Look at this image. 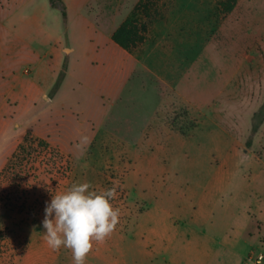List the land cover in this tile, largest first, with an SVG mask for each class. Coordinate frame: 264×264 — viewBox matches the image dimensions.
Segmentation results:
<instances>
[{
    "label": "crops",
    "instance_id": "0c3cea01",
    "mask_svg": "<svg viewBox=\"0 0 264 264\" xmlns=\"http://www.w3.org/2000/svg\"><path fill=\"white\" fill-rule=\"evenodd\" d=\"M62 1L68 20L65 29H61L53 16L50 24L39 15L26 13L24 10L29 9L26 0H12V6L10 0H0V169L27 134L47 141L63 155H69L75 147L86 153L94 147L96 140L114 135L110 124L116 116L113 117L112 112L126 98L138 69L136 57L113 39L130 12L120 19L121 0H113V4L117 1L118 4L106 14L102 13L101 7L105 1L111 0ZM18 4L22 5L24 12L16 24L13 11L16 12ZM93 6L99 14L91 19L85 8ZM242 10L241 0H238L215 35L178 80V97L203 114L205 121L202 125L207 129L201 130L200 125L191 136L164 132L159 128L150 130L149 118L144 120L139 141H134L133 150L140 159L131 171L132 177L138 187L145 184L150 187L149 208L134 228L135 235L141 236L134 238L141 247L139 253L146 256L149 264H211L214 257L219 264H229V255L238 264H245L246 257L252 252L264 255V206L256 205L264 195V162L228 161V157L239 158L237 140L255 138L264 125L254 132L253 119L258 110L248 116L227 115L228 122L234 125L229 130L228 122L225 121L226 126L210 120L209 111L189 99L184 89L189 77L196 72L202 77L206 72L211 77L219 74L221 66L212 59L219 54L215 42L221 40L230 19ZM240 54L235 56L233 67L234 58L225 57L228 58L225 65L229 77L219 89L223 95L233 85L236 89L234 78L245 72L248 64L258 61L256 56ZM209 80L206 86L211 87L212 80ZM230 107L228 104L227 110ZM124 121L125 125L120 120L119 133L129 143L127 140L131 134L126 133H132L133 127L130 121ZM144 136L148 141L143 140ZM162 141L165 142L161 144ZM192 151L213 153L220 162L215 165L199 163L197 166L186 162L180 167L164 163L160 158L155 162L156 158H151L152 163L144 162L148 154L159 157ZM211 169L225 172L226 178L214 180L212 210L196 211V203L208 200L206 171ZM175 170L204 172L201 175L202 182L205 181L200 185L202 192L192 195L186 172L177 175L173 172ZM239 170L246 172V180H240ZM192 217L203 221L192 223ZM143 219H150L147 226H141ZM178 219L184 220L181 225H176ZM39 241L41 245L42 240ZM111 241L109 236L103 243H94L86 264H111L112 246L121 245L114 246ZM37 252L38 249L34 251L30 246L22 264H73L71 251L67 252L66 260L61 256L54 257L47 250Z\"/></svg>",
    "mask_w": 264,
    "mask_h": 264
},
{
    "label": "rangeland",
    "instance_id": "374dc122",
    "mask_svg": "<svg viewBox=\"0 0 264 264\" xmlns=\"http://www.w3.org/2000/svg\"><path fill=\"white\" fill-rule=\"evenodd\" d=\"M26 1L29 6V9L24 10L26 13L39 15L50 24L53 16L61 29H65L67 18H63L59 9L52 8L50 0ZM228 3L230 0H121L120 19L130 12L128 18H133L137 30L138 40L131 47L130 53L136 57L138 69L126 92V98L112 112L113 117L116 116L110 124V130L114 135L104 140H96L94 147L86 153L82 148L75 147L69 155L61 154L63 161L59 160L55 153L53 157L45 154L37 156L33 167L35 169H31L32 177L26 185L29 194L27 213L12 217L0 213V264H22V259L30 246L34 251L38 249L37 254L47 250L52 252L54 257L61 256L66 260L69 249L61 248L54 251L43 238L44 209L52 195L65 192L74 183L84 182L90 183L92 186L90 190L97 192L116 187L117 195L111 203L114 208L120 210V217L116 229L110 236L112 245H121L115 248L112 246L111 264H149L146 256L139 253L141 247L134 238L141 236L135 235L134 228L139 224L140 216L149 208L150 187L146 184L138 187V183L136 184L132 177L131 171L140 159L134 153L133 145L141 135L144 120L149 118L150 130L159 128L164 132L174 131L185 136L193 135L203 124L205 121L203 114L184 104L178 97V80L187 72L190 63L215 35L221 22L229 14L225 11ZM9 4L13 5L12 0ZM117 4L118 1L114 4L113 0L105 1L101 7L102 13H109ZM241 6L243 7L241 13L230 19L221 40L214 45L218 48L219 54L212 59L221 66L219 69L221 75L211 77L210 73L206 72L202 77L196 72L189 77L184 87L188 98L202 107L201 109L209 111L207 116L211 118L210 120L220 125H226L227 115L239 113L248 116L252 111L259 110L264 102V0H241ZM21 7L22 5L18 4L16 12L13 11L16 13V24L21 21L24 12ZM85 11L91 19L99 14L95 6L87 7ZM240 53L256 56L258 61L248 64L246 71L234 78L236 89L233 85L223 95L219 89L229 77L227 73L229 69L225 65L228 58L225 57L234 58L232 66L236 61L235 56L238 54L240 56ZM209 79L212 80L211 87L206 86ZM228 104L232 106L231 110H227ZM119 119L124 125V120L130 121V126L132 124V133L130 131L126 133L131 134V140L127 138L129 143L120 137L122 123ZM232 124L228 122L229 126L226 125L229 130L231 127L234 128ZM205 129L207 128L202 125L201 130ZM143 140L146 142L148 138L144 136ZM237 141L240 146L239 158L228 157V161L246 164L264 162V125L255 138L250 136ZM170 143L172 144V140ZM175 143L178 144L177 141ZM151 156L149 154L145 156L146 164L152 163L151 158H156L154 162L160 158L164 163H174L179 167L186 162L196 166L199 163L215 165L220 162L209 152L204 154L192 151L189 154L179 152L159 157ZM245 168L243 165L242 169ZM244 170L237 172L240 180L247 179ZM173 172L177 175L186 172L187 185H190L192 195L202 192L200 185L205 184L201 176L204 172L195 170ZM224 175L225 172L215 169L206 171L208 200L196 203V211L212 210L215 196L214 180L226 178ZM3 184H6L4 180L0 182V197L4 191ZM176 188L175 192L178 190ZM8 190H11V187ZM258 202L256 205L264 206V195ZM192 218L195 219L190 220L192 223L203 221L200 218ZM149 221L150 219H143L141 226H147ZM183 221L176 220V225H181ZM39 239L42 240L41 245ZM227 258L229 264H238L233 256L229 255ZM219 259L221 261V258ZM211 264H219L218 259L214 257Z\"/></svg>",
    "mask_w": 264,
    "mask_h": 264
},
{
    "label": "clouds",
    "instance_id": "9594fccd",
    "mask_svg": "<svg viewBox=\"0 0 264 264\" xmlns=\"http://www.w3.org/2000/svg\"><path fill=\"white\" fill-rule=\"evenodd\" d=\"M91 188L88 182L74 183L65 192L52 195L44 209L46 244L54 251L69 249L73 264H86L94 243H103L119 223L120 210L111 203L116 187L99 192Z\"/></svg>",
    "mask_w": 264,
    "mask_h": 264
},
{
    "label": "trees",
    "instance_id": "16d2710c",
    "mask_svg": "<svg viewBox=\"0 0 264 264\" xmlns=\"http://www.w3.org/2000/svg\"><path fill=\"white\" fill-rule=\"evenodd\" d=\"M236 0H230L225 7L226 12H231ZM53 8L59 9L63 18H66V7L62 0H50ZM114 41L126 50H130L138 40L137 30L133 24V18H128L113 35ZM264 123V102L261 108L254 114V132L258 131ZM63 161L57 149L53 148L47 141L37 138L32 134H27L17 149L7 159L4 167L0 171V182L4 180V191L0 197V213L4 216H20L27 213L28 190L26 185L32 177V170L35 167L37 156L45 154L54 156ZM56 157V158H57ZM55 158V157H54ZM32 169V170H31ZM10 183V185H9ZM11 187V190H8ZM24 220L22 219L21 222Z\"/></svg>",
    "mask_w": 264,
    "mask_h": 264
},
{
    "label": "built area",
    "instance_id": "2783aa9c",
    "mask_svg": "<svg viewBox=\"0 0 264 264\" xmlns=\"http://www.w3.org/2000/svg\"><path fill=\"white\" fill-rule=\"evenodd\" d=\"M264 261V255L262 253H250L246 259L245 264H262Z\"/></svg>",
    "mask_w": 264,
    "mask_h": 264
}]
</instances>
